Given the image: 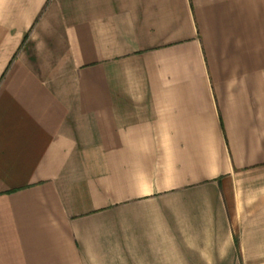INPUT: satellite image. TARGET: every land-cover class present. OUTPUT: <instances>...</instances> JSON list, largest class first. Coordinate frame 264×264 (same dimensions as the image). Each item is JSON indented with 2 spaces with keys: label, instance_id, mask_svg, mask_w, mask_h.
I'll use <instances>...</instances> for the list:
<instances>
[{
  "label": "crops",
  "instance_id": "obj_1",
  "mask_svg": "<svg viewBox=\"0 0 264 264\" xmlns=\"http://www.w3.org/2000/svg\"><path fill=\"white\" fill-rule=\"evenodd\" d=\"M0 264H264V0H0Z\"/></svg>",
  "mask_w": 264,
  "mask_h": 264
}]
</instances>
